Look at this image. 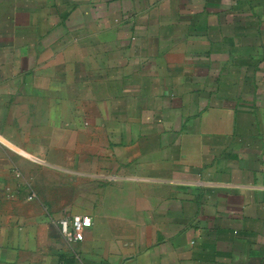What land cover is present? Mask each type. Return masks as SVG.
Segmentation results:
<instances>
[{"label":"crops","instance_id":"0c3cea01","mask_svg":"<svg viewBox=\"0 0 264 264\" xmlns=\"http://www.w3.org/2000/svg\"><path fill=\"white\" fill-rule=\"evenodd\" d=\"M0 264H264V0H0Z\"/></svg>","mask_w":264,"mask_h":264},{"label":"built area","instance_id":"2783aa9c","mask_svg":"<svg viewBox=\"0 0 264 264\" xmlns=\"http://www.w3.org/2000/svg\"><path fill=\"white\" fill-rule=\"evenodd\" d=\"M30 195L29 199H33ZM93 224L90 215H76L71 218H63L59 221L60 231L68 242H78L84 238L85 231Z\"/></svg>","mask_w":264,"mask_h":264}]
</instances>
